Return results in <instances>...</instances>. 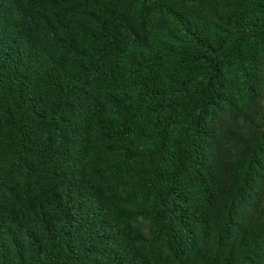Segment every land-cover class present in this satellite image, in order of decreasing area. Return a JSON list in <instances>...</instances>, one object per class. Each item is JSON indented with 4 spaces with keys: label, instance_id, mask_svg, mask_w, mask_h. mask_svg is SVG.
I'll list each match as a JSON object with an SVG mask.
<instances>
[{
    "label": "trees",
    "instance_id": "1",
    "mask_svg": "<svg viewBox=\"0 0 264 264\" xmlns=\"http://www.w3.org/2000/svg\"><path fill=\"white\" fill-rule=\"evenodd\" d=\"M0 264H264V0H0Z\"/></svg>",
    "mask_w": 264,
    "mask_h": 264
}]
</instances>
